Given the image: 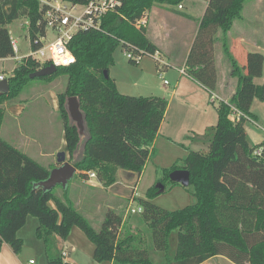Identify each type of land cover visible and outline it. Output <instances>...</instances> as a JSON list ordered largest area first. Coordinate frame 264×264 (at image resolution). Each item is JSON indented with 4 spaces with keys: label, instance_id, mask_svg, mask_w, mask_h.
I'll return each instance as SVG.
<instances>
[{
    "label": "trees",
    "instance_id": "16d2710c",
    "mask_svg": "<svg viewBox=\"0 0 264 264\" xmlns=\"http://www.w3.org/2000/svg\"><path fill=\"white\" fill-rule=\"evenodd\" d=\"M62 1L86 5L90 0ZM119 1V7L101 17L99 29L79 30L72 36L68 49L75 57V64L38 77L46 82L59 76L67 78L65 90L57 95L64 151L83 181L88 180V173L94 172L104 186L116 182L117 170L141 174L167 108L165 98L119 93L109 77L113 54L118 47L122 51L155 54L144 27L137 28L135 24L154 5L178 7L183 2ZM245 1L208 0L184 64L188 77L214 91L217 70L213 48L219 42L230 62V74L237 79L236 91L228 105L237 108L244 77L230 55L228 33L233 22L241 17ZM44 13L45 7L41 8L36 0H0V59L15 56L6 26L21 17L29 24L31 52L41 46ZM156 65L163 72L165 67ZM47 66L26 56L12 70L7 78L9 92L0 96V128L4 120L1 106L16 99L24 86L35 79L30 75ZM252 92L264 99L262 87L255 86ZM70 97L77 98L82 113L87 135L83 142L67 110ZM228 105L220 102L217 106V122L208 152L189 151L180 165L174 163L161 169L162 177L147 189L145 199L138 200L142 221L151 231L155 250L167 253L170 236L177 233L174 257L165 256V261L159 264H201L214 256H224L234 264H264V140L251 147L244 129L246 120L231 122ZM241 112L248 114L246 110ZM81 144V155L75 157ZM258 149L260 156L254 154ZM179 169L189 173L188 187L193 189L195 202L180 210H163L152 201L166 191L167 185L178 186L169 180V174ZM48 174L49 170L0 138V251L6 244L15 255L21 252L23 242L17 233L31 216L39 223L35 236L43 243L48 264H63L56 238L66 240L73 228H78L93 245L92 258L96 263L154 264L141 246L138 234L127 230L121 236L122 215L109 212L97 232L75 208L68 188H61L59 197L54 189L43 193L33 187ZM50 201L54 207L49 205Z\"/></svg>",
    "mask_w": 264,
    "mask_h": 264
},
{
    "label": "crops",
    "instance_id": "0c3cea01",
    "mask_svg": "<svg viewBox=\"0 0 264 264\" xmlns=\"http://www.w3.org/2000/svg\"><path fill=\"white\" fill-rule=\"evenodd\" d=\"M185 1L190 3L191 11H197L195 16H193L190 12L184 11V9H186L183 5ZM207 5L208 0H183L181 3V9L166 5H154L145 13V25L143 26L145 36L155 47V53H157L158 59L163 63H167L168 67L175 72L174 84L171 92L168 94V97L153 96L158 95L156 92H151L149 94L151 96H146L167 99V108L159 127L158 134L149 150L150 154L141 174L136 176L128 172L117 170L116 182L109 187V189L117 186L118 184H122L123 186L127 185L133 178H135L134 176H136L137 183L136 187H134L136 190L139 182L145 174H149L152 177V180L149 182V185H152L155 180L161 178V169L170 168L174 163L180 165L182 160H184L188 155L189 151L200 152L203 154L208 152L209 142L213 136V130L217 122V106H215L214 103L215 101H218L219 103H228L230 101L236 91L237 79L232 77L230 74V62L223 55L221 44L219 42H217L213 48L215 66L217 70V84L213 93L218 97V99H216L213 103L210 100V94L207 89L192 80L187 75H181L179 73V70L184 67L187 55L198 29L199 21L202 18ZM246 10L248 12L250 11L251 15H249L248 12L245 13ZM260 17H262V21H260ZM259 26H261L264 33V0H246L241 12V17L233 22L232 28L228 33L230 55H234V57H236L233 59L241 69L244 77V87L241 92L242 95L244 92L254 90L255 86L252 82L253 70L255 66L258 67V69L260 68L259 61L256 57L260 54L259 51L264 52V44L260 47L255 41L256 36L259 35ZM13 58L18 59L16 54ZM6 59H0V62ZM142 64L143 66L140 68V74L147 75L145 72L146 70L149 71L150 68H148L147 65H144V63ZM154 66H156L155 63ZM168 67H165L163 71H167ZM262 67L263 61L261 68ZM14 68L15 67L10 69V76ZM109 74L111 76V70H109ZM0 75H3L4 79L9 77V75H7L5 70L1 67ZM110 78L115 82L119 93L121 85L123 89H128L127 86L124 85L117 77ZM53 81L54 80L48 82V85H43L42 87L32 86L29 89V92H34L31 94V98L35 104L38 103V106H42L45 99L50 100V102L54 105L52 108L54 112L58 111V92L53 93L46 87L51 85ZM261 83L256 87H262ZM130 85L136 87L138 84L137 82H133V84L130 82ZM238 101L242 107L239 106V104L238 108L234 105L233 106L239 111L246 110L248 112V114H245L248 117V120L245 122L244 129L249 145L251 147L258 145L264 140V131H256V128H254V124H256L258 116L255 112H253L251 106L245 102V100L243 101V99H239ZM1 107L4 110V118L7 112L12 115H18L24 110L22 106L11 105L9 102L4 103ZM43 109H46V107H43ZM15 123L16 125L13 127V123L10 121L7 123L9 125L8 128H10L9 130H11L10 134L12 135V138H10L11 140H6L5 137L2 138L1 136L4 126L3 120L0 128V138L39 163L41 166L45 167L47 170L50 171L57 167V162L54 166H51L52 160L50 157L53 156V152L60 150L63 151L65 149L63 125L59 127V141L57 143L54 142L55 150H45L44 142L49 143L53 138L52 136H54V127L51 120L40 129H38L39 127L34 128L36 125L24 128L20 127L17 122ZM31 149H36L38 151L41 163L33 156ZM80 155L81 149L79 146V150L75 157H79ZM66 156V160L68 161V154ZM47 167H51V169ZM78 173L79 172L76 171V174ZM82 183H84L83 179ZM101 183L102 182H100L96 177L87 180L84 183V186L73 183L71 189L68 187L70 200L73 202L75 208L86 218L87 216H93L96 212H99V197L101 196L100 190L103 189ZM71 193H75L74 198L71 197ZM108 208L112 209V207ZM27 220L28 217L26 219V223ZM125 220L126 218L123 217V225L125 224ZM56 241L58 251L63 257V263L82 264V258L84 257L87 264H99L92 258L94 249L93 246L85 243V249H83L81 245L74 243L69 239V237L66 240H62L57 237ZM9 248L10 247L8 245L4 244L1 250L5 252L10 259H15V255L13 252H10ZM76 253H78L80 258L79 256H72V254ZM16 262L18 264V260H16ZM4 264H10V261L6 258ZM100 264L116 263L104 262ZM201 264L234 263L224 256H214Z\"/></svg>",
    "mask_w": 264,
    "mask_h": 264
},
{
    "label": "rangeland",
    "instance_id": "374dc122",
    "mask_svg": "<svg viewBox=\"0 0 264 264\" xmlns=\"http://www.w3.org/2000/svg\"><path fill=\"white\" fill-rule=\"evenodd\" d=\"M183 5L186 7V9H184L185 12H190L192 13L193 16L197 14V11L194 10L191 11L190 3L188 1H185ZM81 10L82 7L77 6L75 13L77 14ZM247 10L245 13L248 12ZM248 14L251 15L250 11L248 12ZM260 21H262V17H260ZM25 23H26V18L21 17L6 26V29L8 30L11 39L16 40L17 47L19 49V53L16 54V57L18 59L8 58L0 62V67L3 68V70H5V73L9 76H10V69L16 67L19 64L20 61L19 59L28 56L31 52ZM258 34L259 35L256 36L255 41L259 44L260 47H262L264 44L263 43L264 33L262 31L261 26H259ZM52 36H53L52 33L48 32L47 42L52 38ZM259 52L260 54H258L257 60L259 61L260 68L258 69V67L256 66L254 67L253 77H252V82L254 86L259 85L261 82L263 83L262 80L264 78V52L262 51ZM232 57L236 58L234 57V55H232ZM113 61L114 63L109 69L111 70V76L109 74V77H113V78L117 77L128 88V89H123L121 85L119 88L120 93L123 92L121 94L134 96V97H146V96H151L149 95L151 92H156L158 95H153V96L168 97V94L171 92L173 88L175 72L168 67L167 71L162 72V78H160L157 65L154 66L155 61L150 57H144L140 65L135 66L128 62L127 58L123 54L122 48L118 47L113 54ZM262 61H263V67L261 68ZM142 63H144V65H147L148 68H150L149 71L146 70L145 72L147 73V75L140 74V68L143 66ZM130 82H132V84L133 82H137L138 85L136 87H133L132 85H130ZM66 84H67V78L65 76H59L54 79L51 85L46 87L51 92L53 93L58 92L59 94L65 90ZM43 85L44 86L48 85V82L39 78L32 79L24 86L21 94L16 99L9 102V104L11 105L22 106L24 110L21 111L18 115H12L8 112L5 114L4 126L1 135L2 138L5 137L6 140H11L10 138H12V135L10 134L11 130H9L10 128H8L9 125L7 124L9 121L13 123L12 127L16 125L15 122H17L20 127L26 128L27 126L32 127L36 125L34 126V128L39 127L38 129H40L51 120L54 127V132H53L54 136H52L53 138L49 143L44 142L45 143L44 148L45 150H55L54 142L57 143L59 141V137H60V134L58 133L59 127L63 125L59 117L58 111L53 112L52 108L54 105L53 103L50 102V100L47 99H45V102L42 106H38L37 105L38 103L35 104L33 102V99L31 98V94H33L34 92L32 93L29 92V89L32 86L42 87ZM239 99H243V101L245 100V102H247L251 106L253 112L257 114L258 116L257 122L256 124H254V128H256V131H261V130L264 131V99L255 96L252 91L244 92V94L241 95ZM214 104L215 106H218L219 102L215 101ZM43 107H46V109H43ZM86 137L87 135L83 130V132H81L82 142L86 139ZM80 149H82V144L80 145ZM31 152L33 156L37 158V160L40 162L38 151L36 149L34 150L31 149ZM59 152H61V150L57 152H53L54 153L53 156L50 157V159L52 160L51 166L55 165L56 157ZM47 168L51 169V167H47ZM134 177L135 178H133L131 182L128 183L127 185L123 186L122 184H118L117 186H114L113 188L110 189L109 187H111L112 185L104 186L103 182L101 181L103 189L100 190L101 196L99 197L100 199L99 212H96L95 215L93 216H87V219L89 220L93 229L98 232L101 228V224L103 220L105 219V217L109 212H113L114 214L117 215H122L124 218H126V220L124 227L122 228L121 236L124 235V233H126L127 230L128 232H131L135 235L138 234V236H140V239L142 241L141 246L144 247L143 249L147 251L149 260L154 264H159L165 261V256H167L168 259H172L174 257L175 249H176L177 233L175 231L171 234L169 240V249L167 253L160 252L154 249L151 231L149 230L148 226L142 221L141 213L137 211L138 208L140 207L138 204V200L145 198L146 190L149 189L152 185H154L157 180H155L152 185H149V182L150 180H152L151 179L152 177L149 174H145L141 179V181L139 182L137 189L135 190L134 187H136L137 178L136 176ZM83 182L85 183L86 181ZM73 183L84 186V183H82V179L77 174H75L73 178L69 181L68 183L69 189L72 188ZM54 192L57 196L60 197L62 192L61 187L60 186L55 187ZM70 195L72 198H74L75 193H71ZM194 202H195V198L193 196L192 187H183L179 184L178 186L167 185L166 191L153 199L154 204H156L159 208L166 211L180 210L187 206L192 205ZM49 205L51 207H54V203L52 201L49 202ZM108 207H112V209H109ZM130 210H134L135 213L131 214ZM38 226L39 223L37 219L29 216L26 225L23 228H21V230H19V232L17 233V237L20 238L23 242L21 252L18 255H15L13 253L15 255V259L18 260V264H27L29 260H33L34 264H48L43 243L35 236L36 229L38 228ZM71 232L72 233H70L69 239L74 243L81 245L83 249H85L84 248L85 243L93 246L78 228H73ZM10 252L12 253L11 249ZM72 256L75 257L79 255L78 253H76V254H72ZM6 258L10 261V264H17L15 259H10L9 256L6 255V253L1 250L0 264H4ZM63 264H68V263H63ZM82 264H87L85 262L84 257L82 258Z\"/></svg>",
    "mask_w": 264,
    "mask_h": 264
},
{
    "label": "built area",
    "instance_id": "2783aa9c",
    "mask_svg": "<svg viewBox=\"0 0 264 264\" xmlns=\"http://www.w3.org/2000/svg\"><path fill=\"white\" fill-rule=\"evenodd\" d=\"M40 7H45V13L43 20L45 23V33L39 38L41 46L33 52H30L28 56L31 59L37 61L39 64L52 65L56 69L70 67L75 64V57L68 49V43L72 36L79 30H87L90 28L99 29V22L107 12L115 10L121 5L119 0H90L86 5H74L72 3L62 0H36ZM77 6H81L82 10L79 13H75ZM182 6L179 5L178 9ZM145 18L137 22L135 26L138 28L145 25ZM28 22L25 23L26 30H28ZM48 32L52 33V38L47 42ZM10 42L15 54L19 53L17 42L11 39ZM124 56L128 62L131 61L135 65H139L144 57H150L154 59L155 63L162 67H168L158 59L157 53L153 55L144 54L142 51L133 53L132 51H123ZM159 72V77L162 78V71ZM181 75H186L184 67L179 70ZM4 80V76L0 75V81ZM166 83V82H165ZM167 84V83H166ZM264 89V80L262 83ZM210 100L213 103L218 97L209 91ZM225 103V102H224ZM228 105V103H226ZM230 108L229 119L235 123L241 119L248 120V117L235 108L233 105H228ZM261 150L258 149L254 152L256 156H260ZM96 178L94 172L88 173V180ZM139 213L142 212V208L139 207ZM131 214H134V210H130ZM28 264H34L33 260H29Z\"/></svg>",
    "mask_w": 264,
    "mask_h": 264
},
{
    "label": "water",
    "instance_id": "95a60500",
    "mask_svg": "<svg viewBox=\"0 0 264 264\" xmlns=\"http://www.w3.org/2000/svg\"><path fill=\"white\" fill-rule=\"evenodd\" d=\"M56 72V68L48 65L36 73L30 75V78L48 76ZM106 75V73H104ZM9 92L8 80L0 81V96ZM67 110L70 119L78 128L79 133L84 129L83 117L80 111L79 103L76 97H70L67 100ZM56 162L58 166L49 171L48 177L41 182L35 183L34 188L41 189L43 193L52 191L55 187L60 186L63 190L68 188L69 181L76 174V169L66 160V153L61 151L57 154ZM169 180L183 187L189 186V173L187 170L179 169L169 174Z\"/></svg>",
    "mask_w": 264,
    "mask_h": 264
}]
</instances>
